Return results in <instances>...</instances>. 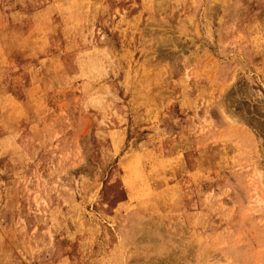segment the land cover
I'll return each instance as SVG.
<instances>
[{
    "label": "rangeland",
    "instance_id": "rangeland-1",
    "mask_svg": "<svg viewBox=\"0 0 264 264\" xmlns=\"http://www.w3.org/2000/svg\"><path fill=\"white\" fill-rule=\"evenodd\" d=\"M163 259L264 264V0H0V264Z\"/></svg>",
    "mask_w": 264,
    "mask_h": 264
},
{
    "label": "bare ground",
    "instance_id": "bare-ground-1",
    "mask_svg": "<svg viewBox=\"0 0 264 264\" xmlns=\"http://www.w3.org/2000/svg\"><path fill=\"white\" fill-rule=\"evenodd\" d=\"M63 7V6H62ZM70 7V6H69ZM72 8V7H71ZM70 10V9H69ZM63 11V10H62ZM71 13V12H70ZM73 13V12H72ZM63 14V13H62ZM58 15H60V14H58ZM73 15V14H72ZM70 16H71V14H70ZM78 16V15H77ZM80 17V16H79ZM69 18H71V17H69ZM77 18V17H76ZM70 20V19H69ZM61 22V21H60ZM45 40V39H44ZM81 68H83V66H81ZM87 68V67H86ZM86 71H87V69H86ZM91 71V70H90ZM92 71H93V69H92ZM96 72V71H95ZM88 73H89V71H88ZM227 100V99H226ZM212 154V153H211ZM130 180V179H129ZM134 180V179H133ZM132 180V181H133ZM129 186V185H128ZM153 260V259H152ZM156 260V259H155ZM164 260V259H163ZM165 260H166V258H165ZM164 260V261H165ZM158 261V260H157ZM159 261H161V260H159ZM167 261V260H166ZM166 261L165 262H163V264H165L166 263ZM149 262H151V260L149 261ZM149 264H151V263H149ZM162 264V263H161ZM168 264V263H167Z\"/></svg>",
    "mask_w": 264,
    "mask_h": 264
}]
</instances>
